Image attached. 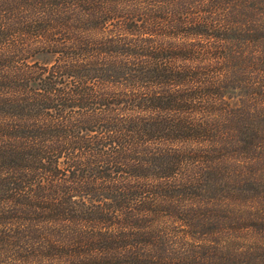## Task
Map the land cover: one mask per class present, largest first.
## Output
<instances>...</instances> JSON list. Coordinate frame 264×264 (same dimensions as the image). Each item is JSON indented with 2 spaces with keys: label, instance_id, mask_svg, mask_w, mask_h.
Returning <instances> with one entry per match:
<instances>
[{
  "label": "trees",
  "instance_id": "obj_1",
  "mask_svg": "<svg viewBox=\"0 0 264 264\" xmlns=\"http://www.w3.org/2000/svg\"><path fill=\"white\" fill-rule=\"evenodd\" d=\"M0 264H264V0H0Z\"/></svg>",
  "mask_w": 264,
  "mask_h": 264
}]
</instances>
